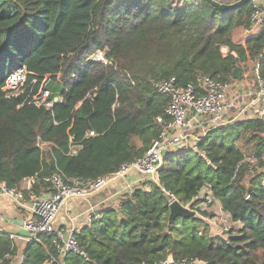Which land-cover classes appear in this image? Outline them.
<instances>
[{"label": "trees", "instance_id": "trees-1", "mask_svg": "<svg viewBox=\"0 0 264 264\" xmlns=\"http://www.w3.org/2000/svg\"><path fill=\"white\" fill-rule=\"evenodd\" d=\"M250 11L249 2L221 13L202 0H0V183L15 189L32 179L33 195L53 194L52 174L94 181L142 158L161 131L156 117L166 119L160 80L227 82L248 61H259L264 80V31L236 42ZM95 50L104 63H84ZM21 66L30 87L7 99L4 80ZM45 81L48 99L61 100L50 110L29 103ZM196 149L168 156L159 184L144 181L105 204L100 220L79 223L86 258L70 254L63 264H264V122L219 127ZM203 187L232 222L225 239L197 215L169 226V201L194 206ZM8 231L0 264L21 254L22 264H57L52 239L22 243L9 235L22 231Z\"/></svg>", "mask_w": 264, "mask_h": 264}, {"label": "built area", "instance_id": "built-area-1", "mask_svg": "<svg viewBox=\"0 0 264 264\" xmlns=\"http://www.w3.org/2000/svg\"><path fill=\"white\" fill-rule=\"evenodd\" d=\"M219 4H234L239 0H213ZM251 11L249 13L250 26L244 31L242 41L264 31V4L260 0L249 1ZM223 53L228 49L222 48ZM233 55V54H232ZM262 57V55H260ZM104 63V54L95 50L88 56L84 63ZM241 64V63H239ZM238 66L240 67V65ZM238 79L222 81L202 76L197 85H187L180 88L174 78L163 79L154 84L156 92L168 99L165 108L166 119L158 116L156 123L161 131L154 140L146 154L132 163L123 164L115 173L98 178L94 181L66 182L58 174H52L49 181L55 186V193L35 196L32 193V179L24 180L18 188H8L0 183V201L8 200L13 208L19 213L17 226L24 235L9 234L11 238L19 239L22 243L42 244V237L52 239V244L58 255L57 264H63V260L70 254H77L86 258V253L76 241V229L79 223H91L101 219V209L105 204L90 206L80 214L73 226L67 230L57 229L55 220L58 214L71 200H90L107 189H114L113 199L121 194L131 193L139 188L144 181L159 184V172L165 159L174 154L196 152L197 143L201 142L206 135L222 126L232 125L240 120H259L264 122V80L259 75V61L253 63V73L249 75L242 69ZM72 78L75 76L72 75ZM48 81V80H47ZM45 81L36 94L30 99V104L36 107H44L50 110L54 104L60 102L59 97L49 100V91L46 90ZM27 71L21 66L10 72L5 80L2 91L7 99L19 97L27 88ZM33 82L32 84H34ZM32 88L29 90L30 97ZM88 136H93L90 132ZM46 144L40 143L43 148ZM79 146H72L70 154L76 155ZM247 161H252L246 158ZM205 192L202 198L197 197L198 204L192 206L195 215L202 218L209 227L216 229L221 223L225 231L214 232L213 236L227 237L232 222L228 215L222 212L219 203L214 199L209 187H203ZM201 189V191H202ZM200 191V193H201ZM199 193V195H200ZM176 199L172 198L171 204ZM217 204L219 207L210 219H204L196 212L205 207ZM189 206V205H188ZM186 206V207H188ZM21 211L24 214H21ZM204 211V209L202 210ZM22 212V213H23ZM228 227V228H227ZM0 232L2 230L0 229ZM226 233L223 235V233ZM213 233V232H212ZM26 259L24 254L18 258L17 264H22ZM161 264H189L187 261L174 262L165 260Z\"/></svg>", "mask_w": 264, "mask_h": 264}, {"label": "crops", "instance_id": "crops-1", "mask_svg": "<svg viewBox=\"0 0 264 264\" xmlns=\"http://www.w3.org/2000/svg\"><path fill=\"white\" fill-rule=\"evenodd\" d=\"M264 4V0H260ZM114 189H107L106 192L90 199V200H71L69 201L64 209L58 214L55 220V227L57 229L67 230L73 226L76 218L84 213L90 206H95L98 203L108 205L112 203L113 195L115 194ZM21 211V214L24 212ZM19 212L16 211L8 200L0 201V215L6 219V222L0 221V229L2 231L9 230L11 232H18L20 229L17 226L19 217L17 216ZM8 231V232H9ZM19 235V234H18ZM24 235V234H23Z\"/></svg>", "mask_w": 264, "mask_h": 264}, {"label": "water", "instance_id": "water-1", "mask_svg": "<svg viewBox=\"0 0 264 264\" xmlns=\"http://www.w3.org/2000/svg\"><path fill=\"white\" fill-rule=\"evenodd\" d=\"M202 1L206 2L212 8L216 9L218 12L223 13V12H227V11L237 9V8L243 6L244 4H246L247 2H249L251 0H239L238 2H236L234 4H230V5L219 4L213 0H202ZM169 211H170L169 226H171L173 224L174 220L177 217H194L195 216L194 211L191 210V204L188 207H186V206L184 207L176 200L173 201L169 205Z\"/></svg>", "mask_w": 264, "mask_h": 264}, {"label": "rangeland", "instance_id": "rangeland-1", "mask_svg": "<svg viewBox=\"0 0 264 264\" xmlns=\"http://www.w3.org/2000/svg\"><path fill=\"white\" fill-rule=\"evenodd\" d=\"M243 36H244V31L242 32V34H239L238 36H237V40H236V42H240L241 41V39H243ZM240 65V67L241 68H243L244 70H245V72H248L249 73V75H252V73H253V70H252V67H253V62L252 61H248V62H245V63H241V64H239ZM44 148H46L45 146L43 147V149ZM48 150V148H46V151ZM263 184H264V181H263ZM205 192H207V191H205L204 189H202V191H201V193H200V195H199V197L200 198H202V196L204 195V193ZM198 197V198H199ZM218 205L217 204H211V205H209V206H207V207H205L204 205H202V210L204 209V213L207 215V216H210L211 214L212 215H214L215 214V212L217 211V209H218ZM198 213H200V212H198ZM212 215L210 216V217H212ZM4 215H0V221H2V218H3V222H6V219L3 217ZM204 217V219H207V220H209L210 218L209 217ZM210 228V232L212 233V234H214V232H217V233H221V235H222V231H225V230H223V229H225V226L223 225V224H219L218 226H217V228L216 229H213V228H211V227H209ZM228 228V227H227ZM226 233L224 232L223 233V235H225ZM226 238V237H225Z\"/></svg>", "mask_w": 264, "mask_h": 264}]
</instances>
